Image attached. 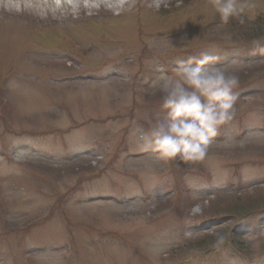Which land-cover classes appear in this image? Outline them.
<instances>
[{"label": "rangeland", "instance_id": "374dc122", "mask_svg": "<svg viewBox=\"0 0 264 264\" xmlns=\"http://www.w3.org/2000/svg\"><path fill=\"white\" fill-rule=\"evenodd\" d=\"M77 2L0 0V264H264V212L221 234L207 210L264 184L251 44L264 29L224 24L210 0ZM247 2L244 23L264 24V0ZM210 49L216 67L255 75L234 90L233 120L203 160L143 151L163 78Z\"/></svg>", "mask_w": 264, "mask_h": 264}, {"label": "clouds", "instance_id": "9594fccd", "mask_svg": "<svg viewBox=\"0 0 264 264\" xmlns=\"http://www.w3.org/2000/svg\"><path fill=\"white\" fill-rule=\"evenodd\" d=\"M153 2L159 9L160 0ZM210 4L224 24L230 19L244 23L243 14L252 6L247 0H210ZM251 44L253 55L264 56V39L255 38ZM219 59L215 50L203 51L198 59L180 61L174 75L163 78L159 90L165 114L149 131L137 130L143 151L156 152L167 159L179 157L186 162L205 158L219 128L235 115L234 90L239 78L216 67Z\"/></svg>", "mask_w": 264, "mask_h": 264}, {"label": "trees", "instance_id": "16d2710c", "mask_svg": "<svg viewBox=\"0 0 264 264\" xmlns=\"http://www.w3.org/2000/svg\"><path fill=\"white\" fill-rule=\"evenodd\" d=\"M245 21V20H244ZM232 22H239L235 19H230L229 24ZM260 18L254 19L252 23L245 22V26L243 23H238L237 29H243L251 31L255 27L261 26L264 29V24L261 22ZM260 23V25H258ZM256 30V29H255ZM264 32V31H263ZM258 65V64H257ZM263 65L260 64L259 67H262ZM262 69V68H259ZM229 73H234L238 76L239 80L244 79L246 81H251L255 75H251L253 69L249 68V66H246V68H242L239 70H230L225 69ZM252 193L250 192H243L242 194H231L229 196H224L221 198H217L215 196L212 199H209L210 206H208V211L212 213H217L216 215L222 220L223 223H220L216 229L223 234L225 231V228L227 224L231 223L230 221H236L241 220L245 218L248 215L254 214L256 212H262L264 211V184L262 186H258V188L252 189ZM215 232V233H216ZM201 235V234H200ZM212 235L204 234V235H196L195 238L200 239L202 241H208V239L211 238ZM201 241V242H202ZM191 245H193L191 243ZM186 247V244L185 246Z\"/></svg>", "mask_w": 264, "mask_h": 264}, {"label": "bare ground", "instance_id": "6f19581e", "mask_svg": "<svg viewBox=\"0 0 264 264\" xmlns=\"http://www.w3.org/2000/svg\"><path fill=\"white\" fill-rule=\"evenodd\" d=\"M77 1H79V0H68V2H69V7H74V6H76L77 5ZM108 1V0H107ZM109 1H111V2H114L115 4H117L116 6L117 7H124V5H128L129 4V2H130V0H109ZM76 3V4H75ZM75 4V5H74ZM67 7H68V5H67ZM7 41H4V44L6 43ZM3 44V45H4ZM2 45V46H3ZM1 45H0V47H1V49H3V47H2Z\"/></svg>", "mask_w": 264, "mask_h": 264}]
</instances>
